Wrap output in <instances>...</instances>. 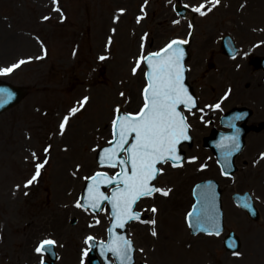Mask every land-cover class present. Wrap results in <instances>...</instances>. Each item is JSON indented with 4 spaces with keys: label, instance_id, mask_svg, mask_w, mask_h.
Instances as JSON below:
<instances>
[{
    "label": "rangeland",
    "instance_id": "374dc122",
    "mask_svg": "<svg viewBox=\"0 0 264 264\" xmlns=\"http://www.w3.org/2000/svg\"><path fill=\"white\" fill-rule=\"evenodd\" d=\"M203 1L190 2V9H196ZM219 1L210 11H196L197 28L189 61L191 70L195 71L190 78H198L196 87L205 104V100L220 93V89L209 93L206 81L220 78L224 88L229 82V70L238 65L240 76L234 79L237 90H243L248 82L246 88L251 87V94L241 91L236 102L250 103L254 97H260L262 103L264 72L251 69L247 52L264 51V0ZM175 18L178 17L172 0H0V70L24 61L11 72L0 71V78L8 76L29 87L25 98L0 116V264H23L20 258L26 241L33 249L39 238L50 235L60 240L58 249L62 255L57 264H63L74 241L79 247L85 234L104 233L106 210L95 216L78 210L72 214L70 209L74 208L85 178L79 183L75 180L59 186L57 163L60 158L71 157L70 166L82 165L74 169L79 172V178L81 173L86 175L99 167L97 149L110 138L117 109L135 111L141 104L144 52L187 32L185 18L177 22ZM225 32L234 34L242 48L241 54L230 63L218 41ZM257 44L260 46L254 47ZM211 59L216 62L213 69L207 67ZM253 77L257 79L254 87L253 81H249ZM133 90L138 92L136 101L131 97ZM82 96H89V100L83 101ZM258 105L257 115L250 121L264 117V106L258 108ZM226 106L229 107L227 101ZM74 108L79 111L72 114ZM65 117L68 122L62 130ZM205 131L206 127L198 126L194 144L189 146L192 151H199L198 145L202 147L199 168L190 167L188 160L175 170L165 169L167 164H164L158 184L170 193L161 198L155 192L144 198V211L151 215L154 206L156 212L153 220L144 225H132L136 243L149 252L150 247L157 245L159 254L152 258L151 264H241L242 260L255 264L260 259L264 262V229L244 216L239 218V223L248 227L244 233L255 236L253 243H245L248 253L242 259L226 252L219 237L192 235L185 225L184 212L193 199L192 185L209 175L221 179L213 172L214 168L206 171L210 161L215 168L218 165L214 154L202 145ZM100 133L104 135L99 136ZM47 147L49 151L45 152ZM91 153L89 167L87 159ZM39 164H43L40 175L28 184ZM241 170L226 194L229 197L232 190L243 187ZM258 172L264 174L262 170ZM261 189L264 192V184ZM182 192L187 195L184 199H180ZM225 209L231 221L238 208L230 198ZM171 213L177 220L165 219ZM96 217L104 220L101 226L89 227ZM153 231L158 234L153 235ZM159 234L171 235L172 243H165ZM79 250H75L72 264L78 263ZM37 261L36 257L31 264Z\"/></svg>",
    "mask_w": 264,
    "mask_h": 264
},
{
    "label": "snow or ice",
    "instance_id": "6c2138e0",
    "mask_svg": "<svg viewBox=\"0 0 264 264\" xmlns=\"http://www.w3.org/2000/svg\"><path fill=\"white\" fill-rule=\"evenodd\" d=\"M215 3L218 4L219 0H215ZM195 11L200 12L201 8H196ZM182 43H186V41H172L163 50L166 54L164 58H161V53L154 54V58L157 59L155 64H152V58H149L148 62L152 64V79L144 90L146 102L143 108L135 115L123 114L113 121L116 144L110 150H105L104 161L111 167H116L117 162L122 166L125 164L131 166L130 175L127 171L117 174L116 179L123 184V187H118L111 197L113 208L116 209L115 215L119 227L124 226V218H140L138 213L132 212V205L141 197L151 196L153 192H161L164 196L168 195V191L150 185V182L162 171V169H157L156 165L169 160L179 161L180 156L177 155L176 146L181 140L189 138L186 135L188 127L186 118L177 111V106L180 104L189 107V109L195 106V101L188 95L182 84L180 60L183 56V50L179 47ZM101 59H104V57H101ZM21 63H24V61L0 71L4 73L11 72L14 68L19 67ZM86 100L87 98H85ZM215 107L219 108V104ZM77 111H79L77 108L71 110L72 114ZM117 111L119 112V109ZM67 122L68 118L65 117L61 124L62 130ZM131 133H135V143L125 149L124 145L128 142L127 137ZM236 147H239V145L237 144ZM120 151H127L129 155L126 159L121 158L117 161L115 157ZM42 167L43 164L37 166V172L27 182L28 184L33 183L40 175L39 169ZM102 175L97 173L91 178L93 185L89 189V194L93 208H99V201L109 200V197L98 191L97 181ZM105 179L107 183H113V180L106 177ZM77 206L80 207L81 205L78 203ZM152 211L155 213L156 209L153 208ZM152 223L155 224V221H152ZM152 234L156 235V232L153 231ZM88 239L92 238L89 237ZM54 243L55 241L51 239L45 240L38 245L36 251L39 253L45 249V246ZM130 247V242L123 240L121 245L113 247L112 250L122 260L130 261Z\"/></svg>",
    "mask_w": 264,
    "mask_h": 264
},
{
    "label": "bare ground",
    "instance_id": "6f19581e",
    "mask_svg": "<svg viewBox=\"0 0 264 264\" xmlns=\"http://www.w3.org/2000/svg\"><path fill=\"white\" fill-rule=\"evenodd\" d=\"M6 51L8 53V50H6ZM131 97L133 98L134 101H136L138 99V92L136 90H133V94H131ZM104 123H106L105 120H104ZM105 129H106V126L102 130L104 131ZM188 154H190L189 151H188ZM91 158H92V155H90L89 158L87 159V163L89 162V165H88L89 167L92 164ZM70 163H71V157H67L64 159L60 158L59 163H57L58 166L56 169V181H57L59 186H61L62 184H65V183L74 182L76 179H78L79 172L74 171V169L76 166H78L80 168L82 165H76L75 164V166L72 167V166H70ZM75 182H77V180ZM177 195L175 197H177ZM180 197H181L180 199L186 198V193L183 194V192H182L180 194ZM177 200H179V195L177 197ZM176 203H177V201H174V204H176ZM70 211L72 212V211H74V209H70ZM165 219H168L171 222L174 220H177L172 213L170 216L167 215V217ZM79 227H83V225L81 224V225H79ZM69 231H70V229H69ZM31 232H33V231H31ZM34 232L36 233L37 231H34ZM160 237L165 240V243L167 241H170L172 243V239H170L171 235H169V236L165 235L164 236V234H159V238ZM155 238L157 241L158 238L157 237H155ZM75 249H76V246H74L73 248L68 250L69 255H67L66 258L63 259V264H72L71 261L73 260ZM36 257L37 256L33 252V249L30 248L28 241H26V243L24 245L23 253H22L21 258H20L21 262H23V264H31Z\"/></svg>",
    "mask_w": 264,
    "mask_h": 264
},
{
    "label": "water",
    "instance_id": "95a60500",
    "mask_svg": "<svg viewBox=\"0 0 264 264\" xmlns=\"http://www.w3.org/2000/svg\"><path fill=\"white\" fill-rule=\"evenodd\" d=\"M198 214V211L196 212V215ZM199 219H200V217H198ZM198 222H199V220H198Z\"/></svg>",
    "mask_w": 264,
    "mask_h": 264
}]
</instances>
